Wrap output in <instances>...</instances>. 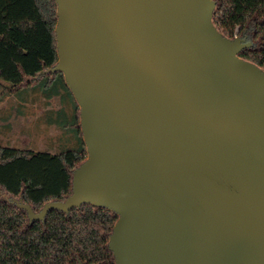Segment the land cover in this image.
Returning <instances> with one entry per match:
<instances>
[{
	"label": "water",
	"instance_id": "water-1",
	"mask_svg": "<svg viewBox=\"0 0 264 264\" xmlns=\"http://www.w3.org/2000/svg\"><path fill=\"white\" fill-rule=\"evenodd\" d=\"M87 158L71 194L115 212V264H264V69L215 0H55ZM78 264H84L79 262Z\"/></svg>",
	"mask_w": 264,
	"mask_h": 264
},
{
	"label": "trees",
	"instance_id": "trees-1",
	"mask_svg": "<svg viewBox=\"0 0 264 264\" xmlns=\"http://www.w3.org/2000/svg\"><path fill=\"white\" fill-rule=\"evenodd\" d=\"M215 1L218 29L251 41L240 57L264 69V0ZM57 20L55 0H0V79L19 86L51 74L45 71L58 61ZM63 88L70 96L77 147L50 152L0 144V264H115L109 248L115 212L84 204L31 221L17 203L22 199L39 212L49 201L65 200L74 171L87 158L80 108L65 83Z\"/></svg>",
	"mask_w": 264,
	"mask_h": 264
},
{
	"label": "rangeland",
	"instance_id": "rangeland-1",
	"mask_svg": "<svg viewBox=\"0 0 264 264\" xmlns=\"http://www.w3.org/2000/svg\"><path fill=\"white\" fill-rule=\"evenodd\" d=\"M40 75L19 86L0 79V108L6 107L0 111V125L4 128L0 133L12 131L8 136L0 134V144L50 152L75 148L79 139L70 124L72 105L63 88L66 82L58 72ZM9 97L19 101L8 104ZM23 100L29 102L22 103Z\"/></svg>",
	"mask_w": 264,
	"mask_h": 264
},
{
	"label": "crops",
	"instance_id": "crops-1",
	"mask_svg": "<svg viewBox=\"0 0 264 264\" xmlns=\"http://www.w3.org/2000/svg\"><path fill=\"white\" fill-rule=\"evenodd\" d=\"M9 101H8V104L9 103H12L13 104V101L12 100H14V102H18L19 100L17 99V98H13V97H9V99H8ZM22 103H28L29 101L28 100H23V101H21ZM34 103L35 102H37V100L36 101H33ZM32 102V103H33ZM4 108H6V107H3V108H0V111L2 110V109H4ZM8 110V109H7ZM0 129H2V130H4V128L3 127H1V125H0ZM11 133H12V131H10ZM9 131H6V133L5 132H1L0 134H3V135H6V136H8L9 134H11ZM8 146V145H7Z\"/></svg>",
	"mask_w": 264,
	"mask_h": 264
},
{
	"label": "built area",
	"instance_id": "built-area-1",
	"mask_svg": "<svg viewBox=\"0 0 264 264\" xmlns=\"http://www.w3.org/2000/svg\"><path fill=\"white\" fill-rule=\"evenodd\" d=\"M236 36H237V34H236Z\"/></svg>",
	"mask_w": 264,
	"mask_h": 264
}]
</instances>
